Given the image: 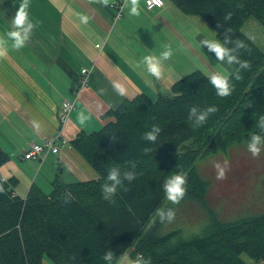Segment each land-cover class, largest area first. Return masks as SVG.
<instances>
[{
	"label": "trees",
	"instance_id": "16d2710c",
	"mask_svg": "<svg viewBox=\"0 0 264 264\" xmlns=\"http://www.w3.org/2000/svg\"><path fill=\"white\" fill-rule=\"evenodd\" d=\"M169 1L186 15L202 17L222 42L230 29L226 47L236 49L250 68L240 70L239 80L229 75L233 91L228 97H219L209 76L196 70L154 101L142 94L110 111L111 121L99 131L82 132L70 143L98 179L68 183L58 168L51 193L33 184L26 198L15 193V179L0 182V264H42L45 255L53 264H108L103 259L108 250L114 253L113 264L130 250L132 259L143 255L151 264H247L243 256L264 262V213L227 223L212 219L204 235L186 239L179 231L164 232L159 218L149 227L157 209L176 210L163 192L171 175L180 173L187 180L180 203L186 202L177 210L190 202L203 204L208 185L196 162L232 143L250 141L253 134L264 136V52L242 31L251 18L264 26V0ZM228 14L231 20L224 19ZM237 39L246 47L236 48ZM212 106L218 111L194 128L189 110ZM154 125L161 133L153 144L142 137ZM10 159L0 145V168ZM112 167L121 176L134 172L137 177L124 180L109 202L101 189Z\"/></svg>",
	"mask_w": 264,
	"mask_h": 264
},
{
	"label": "crops",
	"instance_id": "0c3cea01",
	"mask_svg": "<svg viewBox=\"0 0 264 264\" xmlns=\"http://www.w3.org/2000/svg\"><path fill=\"white\" fill-rule=\"evenodd\" d=\"M118 1L125 5V0H110V5ZM138 2V16L130 15L129 4L123 7L121 19L115 20L118 11L96 0H29V19L36 25L30 40L20 50L12 49L8 41V51L0 57V130L4 137L0 139L6 146L1 141L0 145L11 155L0 168V177L4 181L16 180L18 196L26 198L34 183L31 173L35 165L22 159L34 144H42L61 132L62 139L70 145L82 132L99 131L111 121L108 113L124 101L142 94L153 101L157 99L158 79L143 64L138 68L135 64L146 55L159 56L165 45H177L172 30L190 26L194 32L191 39L197 43L195 52L199 47L202 60L211 64L212 58L219 64L214 54L200 45L205 38L217 39L202 17L182 13L169 0L154 11L147 10L145 0ZM19 3L20 0H0V36L5 39ZM81 17H86L87 23ZM176 18L182 23L178 24ZM167 62H163V69L168 68ZM224 65L229 75L236 72L234 66ZM83 69L89 71L86 77ZM175 81L170 80L172 84ZM65 100L73 102L75 109L62 125L60 112ZM80 113L87 117L83 124L78 119ZM33 121L39 123V130L33 127ZM14 136L20 138L15 141ZM33 161L39 163L37 173L46 167L58 173L60 168L68 183L98 179L94 169L71 146Z\"/></svg>",
	"mask_w": 264,
	"mask_h": 264
},
{
	"label": "rangeland",
	"instance_id": "374dc122",
	"mask_svg": "<svg viewBox=\"0 0 264 264\" xmlns=\"http://www.w3.org/2000/svg\"><path fill=\"white\" fill-rule=\"evenodd\" d=\"M176 20L178 24L182 23L177 18ZM185 28H180V31L172 30L176 34L179 43L171 47L173 55L167 62L168 68L163 69L164 75L158 79L160 92L168 93V87L172 86L171 79L179 80L193 71L201 70L204 74L210 76L222 69H227L224 64H218L212 58L211 64H207L206 61L202 60L198 52L199 47H197V52H195L197 43L191 39V36H194V32L190 26H185ZM242 31L248 38L250 36L253 37L251 40L264 52L263 25L251 18L244 23ZM212 39L214 38L212 37ZM202 55L208 60L203 52ZM227 73L230 74V71H227ZM165 83L170 85L167 87L163 86ZM2 123L4 127H7L8 124L6 122ZM0 136L4 138L2 131ZM13 138L16 141L20 137L14 136ZM0 141L1 144L6 146L5 142L1 139ZM248 142L250 141L244 140L232 143L226 150L209 153L196 162L202 180L208 185L206 201L203 204L190 202L178 210L177 208L181 207L186 201L175 205L174 220L171 223H161L159 221L164 232L179 231L180 236L186 239L195 235H204V232L212 228V219L227 223L264 213V148H262L259 157H253L247 150ZM11 143L13 144V142ZM225 161H227L229 166L226 178L217 180L214 165L216 163L223 164ZM28 162L35 165L34 171L31 173V178H33L32 181L34 182L32 184L38 185L46 193H51L52 182L57 173L49 167L37 173V169L40 168L39 163L33 160ZM245 202L249 207L240 211L238 208L243 206ZM158 218L155 214L149 227ZM131 253V250L128 251L124 257L129 260L132 259ZM243 259L247 264H255L246 256H243ZM42 264L53 263L48 255H45ZM258 264H264V262Z\"/></svg>",
	"mask_w": 264,
	"mask_h": 264
},
{
	"label": "clouds",
	"instance_id": "9594fccd",
	"mask_svg": "<svg viewBox=\"0 0 264 264\" xmlns=\"http://www.w3.org/2000/svg\"><path fill=\"white\" fill-rule=\"evenodd\" d=\"M96 2L107 7L110 5V0H96ZM156 5H160L162 0H153ZM130 4V15L138 16L140 14L139 2L138 0H125V7H128ZM29 0H20L19 6L15 12L14 17L11 19V30L8 31L6 39L3 36H0V57H2L5 52L8 51V41H11V48L14 50H20L26 46L28 41L31 38L32 32L36 25L29 19L28 9ZM225 20H231V14H228L224 17ZM83 23H87L86 17H81ZM231 30H226L223 42L218 39H208L205 38L200 41L201 47H206L208 52L214 54L215 59L221 64H227L228 66L238 65L239 68L234 73L235 79H241L240 70H247L250 68V64L246 60H240L234 54L236 49L226 47V44L230 41V36L228 33ZM252 39L253 37H249ZM236 48L246 47L242 40L237 39L235 41ZM165 50L161 52L159 56L155 55H146L142 60L135 64V67H140L141 64L146 66L147 72L155 77L156 79L162 78L164 75L163 62L171 59L173 52L171 50V45H165ZM171 70V69H169ZM209 82L211 86L215 89L216 94L219 97H228L232 94L233 88L229 81V74L226 69L211 74L209 77ZM121 95H123V90H120ZM218 111L216 106L207 107L205 109H199L197 107H192L188 113V120L193 122L194 128L203 127L210 115L215 114ZM78 119L81 124L85 123L87 117L83 113H80ZM33 127L39 130V123L36 121L32 122ZM260 127L264 129V116H260ZM161 133V129L158 126H152L150 131H146L143 134V140L148 141L149 143H156L158 137ZM112 141H115V136L111 137ZM262 148H264V136L262 135H251L250 142L247 143V150L252 154L253 157H259ZM150 151L149 148H145L144 152L147 154ZM135 167V166H133ZM216 170V179L224 180L226 178V173L229 170L227 161L223 164L216 163L214 165ZM137 174L134 172H125L123 176L118 168L112 167L108 171L107 182L102 186V196L105 201L114 202V198L123 185V181L127 180L131 183L135 180ZM187 180L183 174L177 173L171 175L163 183V192L167 201L173 205H178L180 201L186 195V185ZM2 191V188H0ZM127 191V188L124 189ZM156 216L159 217L161 223H171L175 218V212L173 209H157ZM104 261H107L108 264H113L114 253L111 250L105 252L103 256ZM118 264H151L150 259H146L143 255H137L134 259H128L127 257L121 258Z\"/></svg>",
	"mask_w": 264,
	"mask_h": 264
},
{
	"label": "built area",
	"instance_id": "2783aa9c",
	"mask_svg": "<svg viewBox=\"0 0 264 264\" xmlns=\"http://www.w3.org/2000/svg\"><path fill=\"white\" fill-rule=\"evenodd\" d=\"M145 6L148 11H154L157 8H162L165 6V0H162V3L158 6L153 0H145ZM111 8L116 9L117 14L114 16L115 20H119L122 17L121 12L123 11L124 3L123 1H118L110 5ZM100 48V45L96 46ZM89 71L83 69L82 75L87 76ZM86 81L83 82L85 84ZM75 109V104L73 102L65 100L62 103V108L60 112V121L62 125H65L67 120L70 117V114ZM62 147H70L68 141L62 139V133L60 132L57 137L46 139L42 144H34L33 147L24 153L23 158L26 161L30 160H42L45 156L49 154H58ZM0 182H5L3 179H0Z\"/></svg>",
	"mask_w": 264,
	"mask_h": 264
},
{
	"label": "flooded vegetation",
	"instance_id": "af4514ba",
	"mask_svg": "<svg viewBox=\"0 0 264 264\" xmlns=\"http://www.w3.org/2000/svg\"><path fill=\"white\" fill-rule=\"evenodd\" d=\"M247 206H248V204L245 202L244 205H243V207H247Z\"/></svg>",
	"mask_w": 264,
	"mask_h": 264
}]
</instances>
